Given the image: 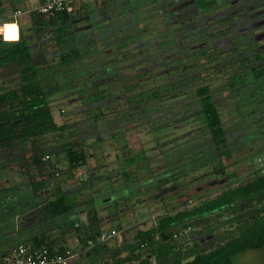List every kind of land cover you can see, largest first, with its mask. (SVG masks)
Segmentation results:
<instances>
[{"label": "trees", "instance_id": "1", "mask_svg": "<svg viewBox=\"0 0 264 264\" xmlns=\"http://www.w3.org/2000/svg\"><path fill=\"white\" fill-rule=\"evenodd\" d=\"M10 1L12 0H0V11L4 2ZM44 1L46 0H39L38 4ZM86 2L76 4L69 12L55 11L48 15L41 14L36 10H29L27 12V32L16 21L17 27L15 26L11 39L3 40L0 36V150H9L17 145L27 147L29 155L25 157L22 154L20 157L25 170L23 175L27 178V193L29 192L33 201L29 208L22 207V210H24V213L33 211L37 214L36 224L41 223L39 230H36L34 234L23 241L15 240L12 244L3 243L5 249L1 252L2 254L0 253V261L2 256L16 244H23L29 249L43 246L50 253L58 252L57 248L62 245L59 242L60 238L52 237L51 231L54 227H49L45 224V221L68 214L74 209L77 202L82 203L85 200L74 201L73 203L67 202V193L60 187L63 180L54 181V176H60L62 173L71 177L77 168L86 164L94 145H97L100 150L106 140L117 144L113 148V156L119 167L114 175H119L120 183L125 184L130 181L134 183L131 190L133 194L138 196L144 189L147 190V186L156 188L160 184L157 176L150 175L147 177V181H138L142 173L147 171L149 165H147L141 147L132 151L126 146L122 137L124 131L119 129L120 121L119 124L112 125V121L107 120L101 113L100 109L103 105L110 106L109 101H106V97L110 96V93H99V90L94 88L96 83L87 88L83 87L84 82L76 81L74 76L68 86L62 85L64 87L61 88L52 76L53 73L63 76L65 74L74 75L83 70V74L89 77L95 70L93 66H90L94 57L90 59L86 55L91 50L92 42L89 37L94 30L91 23L86 24L85 21L87 26L77 25L79 20L88 19L89 13H87ZM196 3L201 9L210 10L215 4V0H196ZM6 22H12V20H6ZM138 35L142 36L134 33L130 36L131 38H127V35L116 38L119 39V42L115 43V48H122L125 45L124 38L126 37L129 43L127 49L135 50V48L140 47L134 54L141 55L144 51L142 47L145 45L155 50L156 46L153 43L130 40ZM47 41H52L58 48L52 54L56 58L55 63L45 64L43 60L34 61V57L39 54ZM105 49L101 48L96 51L94 56L99 55V53L105 54L103 52ZM127 54L124 51L123 55L125 56L122 58H129L130 61L139 64V72L135 74H138V80H145L142 84H138L139 86H133L138 87V90L134 93V102L130 100V103H128L127 101V106H124L122 110H120L122 105H120L121 107L113 106L116 107L115 118L125 119L124 122L130 126L129 119L132 118L127 119L125 113L129 112V116L134 114L133 112H137L140 105L144 107L143 109L140 107V110H143L147 116H154L155 112L158 114L159 111L166 110L168 104L165 100L167 98L173 100L172 104L177 105L179 102L189 104L188 107L190 108L193 106L195 119L199 121L201 131L205 132L209 139V144L207 142V149L205 150L207 151L205 159L193 168L194 171L201 170L204 164H208L209 170H203L204 172L202 171L193 179L202 178L210 172L218 173L223 177L222 184L214 193L198 194L194 196L193 203L189 204L186 200L181 207L159 216L156 222L148 228L136 230L132 236V242L126 246L128 254L124 257H120L116 250H109V248L105 249L106 251L102 254L100 248L106 247L102 243L95 244L88 249L85 248L86 241L100 232L95 228L96 218L92 216V211H85L87 219L85 224L76 222L74 226L72 222L70 223L67 220L59 223L55 229L62 234L74 229L73 231L77 235L76 240L84 250L80 252L81 255H89L90 253L98 256L105 255L112 260L113 264H234L233 257L235 255L246 250L263 248L264 172L259 173L255 169L251 178L234 183L233 173H224L225 165L228 164L227 157L230 156L229 151L232 148L229 146L227 132L224 130L215 101L222 95L229 97L230 94L227 89L234 88L233 83L240 81L243 82L240 85L244 89L243 92L247 93L249 97H253L251 93L254 88L264 85L262 84L264 78L261 76L264 72L259 71V76H256L255 73L252 74V72L238 73L229 77L228 75L224 76V73L220 70L218 60L211 63L210 67L203 69L201 67L198 72L203 77L194 80L193 84H156L159 74L155 66L157 63L156 51L155 55H152L151 61H149V57L147 58L150 66L149 70L146 71V76H144V72H141L142 59L140 56L138 60ZM6 78H9L8 81H6ZM151 79L153 80L151 81ZM203 79L214 82L203 83ZM73 81H75L74 84ZM90 81L92 82V80ZM244 81H246V84H244ZM256 83L258 85H255ZM47 84L51 86L49 87ZM72 85L75 88L80 87L83 89V92L79 95L74 96L75 94H72L74 96L71 98L72 100L73 98L77 100V97H83L84 95L89 97L87 103H90L91 107L85 108L83 113L85 119L92 124L93 128L88 131V134L93 139L92 142L84 145L65 143L61 149H58L59 151L55 149L54 162L58 161V154L61 153L66 163L65 167H62L63 169H58L60 166L49 159V153L43 143V136L47 133L62 130L64 125H57L54 122L48 96L50 91L56 90L57 87L62 90ZM140 91L142 93L141 98H137L136 96L140 94ZM103 96L105 97L101 98ZM118 96L123 97L125 94L120 93ZM123 101L119 98L115 102L121 103ZM131 107L132 110L130 111ZM143 111L142 113H144ZM139 113L141 114V112ZM110 128L114 131L108 132ZM45 154L48 155V158L42 160L41 158ZM166 167L168 169L162 173L165 176L163 183L167 182L168 179L173 180V173L176 172L175 161L168 162ZM29 168H31V171H29ZM143 185H145L144 188ZM22 213L19 215L24 218V213L23 215ZM19 215L17 214V216ZM65 224L68 225L67 228H64ZM222 224L230 226L225 238L218 237L219 240L216 243L214 238L207 239L204 243L199 241L200 238L211 235L214 229ZM197 226H202V229L193 230ZM187 228H192L190 234H195L196 237L191 239L190 248L185 250V243L177 242L176 238L179 230ZM17 231L18 229L14 230V232ZM66 249L68 248L64 246V250Z\"/></svg>", "mask_w": 264, "mask_h": 264}, {"label": "rangeland", "instance_id": "2", "mask_svg": "<svg viewBox=\"0 0 264 264\" xmlns=\"http://www.w3.org/2000/svg\"><path fill=\"white\" fill-rule=\"evenodd\" d=\"M86 1L87 13H89L88 19L79 20L77 25L85 26L87 23H91V27L94 30L89 37L92 42L91 50L86 55L90 59L94 57L90 66H93L95 70L89 77L83 74V70L74 75L65 74L63 76L53 73L52 76L61 88L68 86L74 76L76 81L84 82L85 85L82 84L83 87L87 88L91 84L96 83L94 88L99 90V93H110V96L106 95L108 96L106 101H109L110 106L103 105L100 109L101 113L107 120L112 121V125L119 124L120 121L119 129L124 131L122 137L126 146L132 151L141 147L147 160V165H149L147 171L142 173L138 181H147L146 179L150 175L157 176L160 184L156 188L147 186V190L144 189L138 196L133 194L131 190L134 187V183H131V181L125 184L120 183L119 175H114L119 167L113 156V148L117 144L106 140L100 150L97 145H94L91 150L92 156L90 155L86 164L77 168L71 177L61 172L60 176H54V181L63 180L60 187L67 193V202L85 201L82 203L77 202L74 209L68 214L48 219L45 224L56 228L62 221L68 220L73 223V220L79 218L80 215L81 220L79 221L85 224L87 223L85 211H92V216L96 218L95 228L97 230H116V234L111 239L102 243L106 246L105 248H100L102 254L106 251L105 249L109 248L116 250L120 257H124L128 254L126 246L132 242V236L136 230L148 228L156 222L159 216L181 207L186 200L189 204L193 203L195 200L194 196L198 194L214 193L222 184L223 177L218 173L210 172L202 178L193 179L203 170H209L208 164H204L201 170H193L197 163H201L205 159L207 142L209 144L207 134L201 131L200 123L195 119L193 106L190 108L188 107L189 104H181L179 102L177 105L172 104L173 100L167 98L165 100L168 104L166 110H163V112L161 110L158 114L155 112L154 116H147L143 110H140V107H142L140 105L137 112L132 111L134 114L129 116V112L125 113L127 119L129 117L132 118L129 119L130 126L124 122L125 119L115 118L116 107L113 106L121 107L120 105H122L120 109L122 110L124 106H127V101L128 103H130V100L134 102V93L138 90V87L133 86H139L145 80H138V74H135L139 72V64L130 61L129 58H122L125 56L123 55L124 51L128 53V56L138 60L140 56L142 65L147 70H149V61L152 60V55H155L154 48L146 45L144 47H142L143 45L141 46L144 49L141 55H138V53L134 54L140 47L135 48V50L127 49L129 43L126 37L131 38L130 36L134 33L141 34V29L145 32H152L154 35L153 31L159 27V19L154 16L151 19L147 17L150 13L159 10L160 7L152 9V6L158 0ZM37 3H39V0L4 2L0 11V25L5 22L4 26L1 27L3 40L11 39L12 32L15 29L16 25L14 23L6 22V20H12L14 8L20 13L16 17L17 23L27 32V12ZM213 10L197 12L205 16L213 14ZM141 17L145 19L143 20ZM125 35H127L124 38L125 45L120 49L115 48V43L119 42V39L116 38ZM145 35L147 34L142 33V36ZM142 36L138 35L130 40L145 43ZM156 38H160V35H156ZM147 39L148 42L152 43L155 38L150 36ZM163 39L167 42H172L173 40V38L168 40L165 37ZM101 48H106L103 51L105 54L99 53V55L94 56L96 51ZM57 49L52 41L45 42L43 49L34 57V61L43 60L45 64L55 63L56 58L52 54ZM167 49L171 50L172 47L169 46ZM148 57L149 61H147ZM8 79L6 78V81ZM209 82L214 81L208 79L203 81V83ZM72 83L74 84L75 81ZM242 83V81L234 82V88L227 89L230 96L224 97L222 95L215 101L224 130L227 132L229 146L232 148L229 151L230 156L227 157L228 164L225 165L224 173H233V183L251 178L257 166L255 158L264 153V85L255 87L251 93L253 97H249L247 93L243 92L244 89L240 87ZM244 84H246V81H244ZM262 84H264V79ZM47 85L51 86L50 84ZM255 85H258V83ZM61 88L57 87L56 90L52 88L53 92L50 91L48 96L54 122L57 125H64L62 130L47 133L43 136V143L49 153L51 162L55 161L54 150L61 149L65 143L84 145L92 142L93 139L88 134V131L93 128L92 124L85 119L83 113L85 108L91 107V104L87 103L89 102V97L84 95L83 97H77V100L75 98L72 100L71 98L82 93L83 89L80 87L75 88L73 85L62 90ZM227 90L225 89L226 92ZM120 93H124L125 96L119 97ZM72 94L75 95L72 96ZM141 94L140 91V94L136 97L141 98ZM119 98L124 101L121 103L115 102ZM112 131L114 130L108 129V132ZM22 154L25 157L29 155L27 147L17 145L9 150H0V238L4 240L5 244H12L15 240L23 241L34 234L36 230H39L41 226V223L36 224V221H34L37 218V214L33 211L24 213V210H22L24 207L29 208L33 201L29 192L27 193V178L23 175L25 170L20 157ZM58 157V161L54 163L60 166L58 169L64 168L66 163L63 155L60 153ZM174 161L176 172L173 173V180L168 179L167 182L163 183L165 176L162 173L168 169L166 167L167 163ZM29 171H31V168H29ZM144 187L145 185H143ZM21 212L24 213L25 218L19 215ZM17 219L20 222L19 224H23V221H29L28 223L32 225L21 228L16 223ZM65 226L68 225L65 224ZM16 228H18V231L14 232ZM191 229L179 230L177 234V242H184L185 250L190 248L191 239L196 237L195 234H190ZM200 229H202V226L193 228V230ZM229 229L230 226L219 225L214 229L210 237L200 238L201 240L199 239V241L204 243L205 240L214 238L216 243L219 240L218 237L225 238ZM73 230L68 232L73 233ZM65 245L68 248L73 246L69 250L76 254L78 263L82 261L79 264H103L101 258L104 255L98 256L94 253L81 255L80 252L84 250H82L80 243L75 245L72 242H68ZM134 253L136 252L134 251ZM233 262L234 264H264V247L241 252L233 257Z\"/></svg>", "mask_w": 264, "mask_h": 264}, {"label": "flooded vegetation", "instance_id": "3", "mask_svg": "<svg viewBox=\"0 0 264 264\" xmlns=\"http://www.w3.org/2000/svg\"><path fill=\"white\" fill-rule=\"evenodd\" d=\"M156 7L159 10L147 18L157 17L159 27L154 35L143 29L141 32L147 34L143 36L145 42L150 36L155 38L156 84H193L203 77L198 72L201 67H210L218 60L224 76L243 72L259 76V71L264 72V0H215L214 13L205 16L197 12L205 10L196 0H158L152 9ZM164 37L173 40L167 42ZM141 67L146 76L147 69ZM261 76L264 78V73Z\"/></svg>", "mask_w": 264, "mask_h": 264}, {"label": "built area", "instance_id": "4", "mask_svg": "<svg viewBox=\"0 0 264 264\" xmlns=\"http://www.w3.org/2000/svg\"><path fill=\"white\" fill-rule=\"evenodd\" d=\"M86 0H46L43 3L34 5L31 10H36L41 14H50L55 11L69 12L72 8L81 2ZM19 11L15 10L12 14V23L16 24V17L19 16ZM5 23L0 25V36L3 39V30L1 27ZM48 158L45 154L42 156V160ZM257 163L256 170L259 173L264 172V153L258 155L255 158ZM116 234V230L109 229L108 231H100L92 239H88L85 243V248H90L95 244H101L111 239ZM76 259V254L69 249L62 252L50 253L45 247L40 246L38 248L29 249L23 244H16L10 250H8L1 258L0 264H71Z\"/></svg>", "mask_w": 264, "mask_h": 264}, {"label": "crops", "instance_id": "5", "mask_svg": "<svg viewBox=\"0 0 264 264\" xmlns=\"http://www.w3.org/2000/svg\"><path fill=\"white\" fill-rule=\"evenodd\" d=\"M24 218H25V216H24ZM27 219H29V218H27ZM37 219V218H36ZM36 219L34 220V221H36ZM79 220H81V215H80V217L79 218H75L74 220H73V225L75 226L76 225V222H78V223H83L82 221H79ZM22 221H23V219H22ZM24 223L22 224H19L20 222H19V220L17 219L16 220V223L18 224V225H20L21 226V228H26V227H28V226H31L32 224H29L28 222L29 221H23ZM18 225H17V227H18ZM35 225V224H34ZM19 226V227H20ZM68 226H66V228H67ZM16 229H18V228H16ZM54 229V230H53ZM52 229V231H51V234H52V237H58V238H60L59 240V242H61V244L62 245H60V246H66L65 244L66 243H68V242H72L73 244H77V243H79L77 240H76V238H77V235H76V233H74V231H73V233H69V232H66V233H59L55 228H53ZM71 230H73V229H71ZM13 233V232H12ZM18 241V240H17ZM3 243H4V241L0 238V253L5 249V248H3ZM67 247V246H66ZM68 248V247H67ZM70 248H73V246H71ZM70 248H68V249H70ZM109 250H111V249H109ZM71 251V250H70ZM2 254V253H1ZM0 254V255H1ZM108 260V264H111L112 263V260L108 257V256H102V258H101V260ZM82 261H79V263H81ZM74 263H78L77 262V257H76V259L71 263V264H74ZM78 263V264H79Z\"/></svg>", "mask_w": 264, "mask_h": 264}, {"label": "water", "instance_id": "6", "mask_svg": "<svg viewBox=\"0 0 264 264\" xmlns=\"http://www.w3.org/2000/svg\"><path fill=\"white\" fill-rule=\"evenodd\" d=\"M64 228H66V226H65ZM160 235H161V233H160ZM210 236H211V235H208L207 238L210 237ZM164 238H166V236H164ZM63 249H64L63 246H59V247L57 248V251H58V252H62ZM103 264H108V260H106V259L103 260Z\"/></svg>", "mask_w": 264, "mask_h": 264}, {"label": "clouds", "instance_id": "7", "mask_svg": "<svg viewBox=\"0 0 264 264\" xmlns=\"http://www.w3.org/2000/svg\"><path fill=\"white\" fill-rule=\"evenodd\" d=\"M64 250V249H63Z\"/></svg>", "mask_w": 264, "mask_h": 264}]
</instances>
